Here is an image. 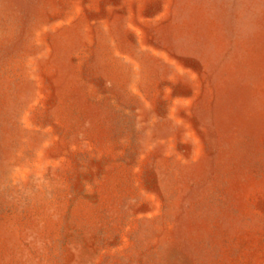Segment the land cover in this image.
I'll return each instance as SVG.
<instances>
[{
    "label": "rangeland",
    "instance_id": "374dc122",
    "mask_svg": "<svg viewBox=\"0 0 264 264\" xmlns=\"http://www.w3.org/2000/svg\"><path fill=\"white\" fill-rule=\"evenodd\" d=\"M0 264H264V0H0Z\"/></svg>",
    "mask_w": 264,
    "mask_h": 264
}]
</instances>
